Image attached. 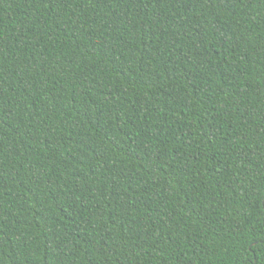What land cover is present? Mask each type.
Returning a JSON list of instances; mask_svg holds the SVG:
<instances>
[{
	"label": "trees",
	"instance_id": "1",
	"mask_svg": "<svg viewBox=\"0 0 264 264\" xmlns=\"http://www.w3.org/2000/svg\"><path fill=\"white\" fill-rule=\"evenodd\" d=\"M0 264H264V0H0Z\"/></svg>",
	"mask_w": 264,
	"mask_h": 264
}]
</instances>
